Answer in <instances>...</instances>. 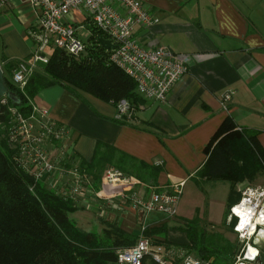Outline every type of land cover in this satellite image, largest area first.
<instances>
[{
    "label": "crops",
    "instance_id": "1",
    "mask_svg": "<svg viewBox=\"0 0 264 264\" xmlns=\"http://www.w3.org/2000/svg\"><path fill=\"white\" fill-rule=\"evenodd\" d=\"M10 1L0 9V64L30 59L34 46L29 33L34 24L31 7L20 0ZM141 2L159 20L149 28L136 27L134 35L147 47L160 45L179 54L198 55L166 101L143 100L133 112L131 125L116 120L112 104L82 91L73 94L58 84L39 90L31 103L66 126L70 155L75 157L71 159L76 165L80 159L90 160L98 143L113 146L139 162H161L154 190L184 181L176 218L192 220L195 208L182 206L184 188L192 180L195 185H204L206 180L200 181L194 174L206 160L204 147L226 117L239 129L256 131L264 151V0ZM71 16L76 30L90 32L82 9ZM228 90L233 93L227 109H223L221 96ZM144 183L153 185L151 181ZM80 208L108 222L116 221L120 228L137 235L136 215L115 211L103 202ZM144 221L154 226L171 220L151 213ZM167 238L175 244L187 243L182 230L168 228Z\"/></svg>",
    "mask_w": 264,
    "mask_h": 264
},
{
    "label": "built area",
    "instance_id": "2",
    "mask_svg": "<svg viewBox=\"0 0 264 264\" xmlns=\"http://www.w3.org/2000/svg\"><path fill=\"white\" fill-rule=\"evenodd\" d=\"M20 1L32 9L34 24L29 33L34 46L30 59L17 60L8 74L10 82L19 89L25 86L38 62H47L50 50L59 49L77 56L85 49L86 43L77 37L71 16L73 11L80 9L88 24L104 33L114 45L108 49L107 62L131 77L137 94L146 100L166 101L175 84L198 59L196 54H179L165 46L147 47L134 35L136 27L149 28L159 20L141 0ZM10 2L0 0V9ZM232 93L228 90L221 96L223 109H227ZM29 104L31 111L24 114L11 103L7 94L0 97V143L5 142L12 161L32 178V182H42L49 191L70 199L73 205L83 207L103 202L115 211L136 215V242L116 249L114 264L212 263L211 258H200L185 247L154 243L153 238L146 235L151 225L144 219L151 213L183 223L176 215L184 181L174 182L167 189L154 190L153 185L118 169L107 168L101 175L99 189H95L89 175L71 159L66 126L49 116L47 110ZM115 107L117 119L124 116L132 119L133 111L126 100H120ZM142 186L144 189L140 191L138 187ZM237 200L227 212L228 224H232V231L242 245L235 264H260L259 244L264 239V183L246 185ZM249 249H254V255H249Z\"/></svg>",
    "mask_w": 264,
    "mask_h": 264
},
{
    "label": "trees",
    "instance_id": "3",
    "mask_svg": "<svg viewBox=\"0 0 264 264\" xmlns=\"http://www.w3.org/2000/svg\"><path fill=\"white\" fill-rule=\"evenodd\" d=\"M89 29L86 47L80 54L50 50L47 62L36 64L37 68L22 89L7 77L17 60L3 61L5 80L18 99V103L10 100L11 103L28 114L31 111L29 103L39 90L58 84L73 94L79 95L82 91L113 106L126 100L133 112L137 110L145 99L137 94L134 80L107 62L109 50L97 41L98 37L106 38L105 34L91 25ZM116 120L120 124H132L125 116ZM256 133L237 128L233 120L226 117L204 147L206 160L194 174L200 181L229 182L226 217L229 207L240 197L235 186L242 182L252 183L264 175V151ZM10 156L5 142L0 143V264H114L116 249L136 242L137 235L126 232L116 221L97 217L102 224L100 231L79 226L69 215L81 208L73 205L70 199L49 191L42 182H32ZM71 158L75 160L74 156ZM76 163L89 175L95 189H99L101 175L107 166L141 182L151 181L153 186L161 172L159 165L139 162L103 143L96 145L90 160L80 159ZM197 226L196 219L183 223L163 221L148 228L146 235L151 236L154 243L182 246L200 258H211V264L235 262L236 244L224 239L220 243L214 236L207 238ZM168 228L182 230L187 243L168 242ZM227 229L232 230V224ZM259 251L261 264L264 263V248Z\"/></svg>",
    "mask_w": 264,
    "mask_h": 264
},
{
    "label": "rangeland",
    "instance_id": "4",
    "mask_svg": "<svg viewBox=\"0 0 264 264\" xmlns=\"http://www.w3.org/2000/svg\"><path fill=\"white\" fill-rule=\"evenodd\" d=\"M89 30L77 29V34L81 40L86 42L89 36ZM8 77V75H7ZM264 182V176L262 175L259 179L249 184H257ZM246 182L238 184L237 190L242 192V190L249 185ZM229 182L225 180H206L204 185L196 184L194 181H190L186 188H184V193L182 197L183 208H190L194 210V219L197 220L198 229L202 231L207 238L214 236L216 241L222 243V239L227 240L231 243L237 245L238 251H240L242 245L237 239L235 233L228 228V221L226 220V206L227 198L229 194ZM76 209L75 212L70 213L72 220L79 222L82 226L89 230L100 231L102 224L96 219L97 215L84 213L82 210ZM171 223H173L171 221ZM183 232V231H182ZM220 234V235H219ZM220 236V237H219ZM221 240V241H220ZM261 247H264V242L261 240ZM237 251V252H238ZM191 254L195 255L194 252ZM239 254V252H238ZM237 254V255H238ZM236 260V259H235ZM232 264H235L233 262ZM250 264V263H249Z\"/></svg>",
    "mask_w": 264,
    "mask_h": 264
},
{
    "label": "water",
    "instance_id": "5",
    "mask_svg": "<svg viewBox=\"0 0 264 264\" xmlns=\"http://www.w3.org/2000/svg\"><path fill=\"white\" fill-rule=\"evenodd\" d=\"M97 41H98V44L104 47V49H110L114 47V45L110 42L109 38L106 39L104 37H98ZM4 94H7L8 98L11 101L18 103V99L16 95L13 92H10V89L8 87V84L3 74V70L0 67V97L3 96ZM261 264H264V263H261Z\"/></svg>",
    "mask_w": 264,
    "mask_h": 264
},
{
    "label": "bare ground",
    "instance_id": "6",
    "mask_svg": "<svg viewBox=\"0 0 264 264\" xmlns=\"http://www.w3.org/2000/svg\"><path fill=\"white\" fill-rule=\"evenodd\" d=\"M262 238H264V237H262ZM248 251H249V255H254V253H255L254 249H249Z\"/></svg>",
    "mask_w": 264,
    "mask_h": 264
}]
</instances>
